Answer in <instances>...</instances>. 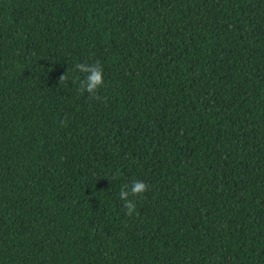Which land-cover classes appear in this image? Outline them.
I'll return each instance as SVG.
<instances>
[{"label":"trees","instance_id":"trees-1","mask_svg":"<svg viewBox=\"0 0 264 264\" xmlns=\"http://www.w3.org/2000/svg\"><path fill=\"white\" fill-rule=\"evenodd\" d=\"M0 264H264V0H0Z\"/></svg>","mask_w":264,"mask_h":264},{"label":"clouds","instance_id":"clouds-1","mask_svg":"<svg viewBox=\"0 0 264 264\" xmlns=\"http://www.w3.org/2000/svg\"><path fill=\"white\" fill-rule=\"evenodd\" d=\"M75 70L85 74L84 79L79 81L78 91L81 93L87 92L94 100L103 99L98 95L99 89L104 85L103 68L100 62L96 61L92 64L77 63L75 65ZM68 79L69 73L61 75L59 77V84H65ZM118 175L119 174L117 173L116 176L109 178L115 179ZM126 187L127 190H125V186L121 188L119 198L124 202L123 207L126 209V214L131 217L136 210V204L132 199H130V197L142 196L148 190V185L142 181L133 180L131 186Z\"/></svg>","mask_w":264,"mask_h":264}]
</instances>
